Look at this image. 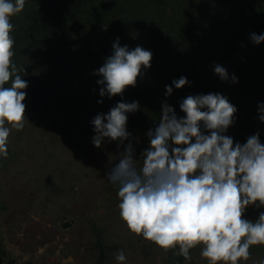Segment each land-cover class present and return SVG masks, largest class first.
<instances>
[{
  "label": "trees",
  "instance_id": "trees-1",
  "mask_svg": "<svg viewBox=\"0 0 264 264\" xmlns=\"http://www.w3.org/2000/svg\"><path fill=\"white\" fill-rule=\"evenodd\" d=\"M11 23L12 59L28 86L24 126L9 125L8 155L0 156V179L13 172L22 179L33 176L41 190L37 206L44 214L56 217L69 209L79 188L91 181H101L117 195L118 186L107 173L129 140L136 159L142 158L150 144L147 132L158 123L163 102L183 117L179 104L188 95L221 93L237 108L235 122L225 134L233 137L234 144H243L259 132L264 143V123L257 110L258 102L264 101V42L257 45L250 39L253 32L264 33V0H26ZM117 38L121 46L150 50L151 67L122 96L101 97L97 83L101 77L94 73L112 54ZM215 64L226 68L229 80L214 73ZM232 74L237 83L231 81ZM181 76L190 84L173 87L166 97L165 85ZM121 100L138 101L140 106L128 114L130 138L119 147L106 138L97 148L91 120ZM4 190L0 185V195ZM61 202V207L55 206ZM262 211L264 207L249 205L243 218L255 221ZM91 229L96 264H107L115 251L124 249L109 241L97 222ZM128 241L148 264L155 261L157 249L165 250L138 234L137 241ZM166 251V264H197L193 259L208 264L200 246L190 249L188 259L177 254L178 248ZM249 253L239 264L264 259V244L250 246ZM0 264H17L1 238Z\"/></svg>",
  "mask_w": 264,
  "mask_h": 264
},
{
  "label": "clouds",
  "instance_id": "clouds-1",
  "mask_svg": "<svg viewBox=\"0 0 264 264\" xmlns=\"http://www.w3.org/2000/svg\"><path fill=\"white\" fill-rule=\"evenodd\" d=\"M25 2L0 0V156L5 157L9 125L23 128L25 119L28 81L12 59L11 35V17L23 10ZM250 39L258 45L264 42V33L253 32ZM152 55L139 45L121 46L117 38L112 54L94 73L101 77L99 95L122 96L151 67ZM214 73L223 81L230 78L220 64L214 65ZM231 81L238 82L235 74ZM188 84L185 76L174 79L165 85V96L173 87ZM139 107L138 101L121 100L107 113L97 114L91 120L93 144L99 148L107 138L117 141L118 147L124 145L131 136L128 114ZM179 107L183 117L163 102L158 123L147 132L150 144L142 158L136 159L129 140L108 171V180L118 186L120 217L131 232L162 249L178 248L177 254L185 259L190 258V249L200 246L208 264H239L249 258L250 246L264 244V211L255 221L243 218L249 205L264 207V143L259 132L243 144H234L225 134L235 122L237 108L221 93L188 95ZM257 110L264 123V101L258 102ZM115 259L119 264L127 261L123 250ZM254 264H264V259Z\"/></svg>",
  "mask_w": 264,
  "mask_h": 264
},
{
  "label": "rangeland",
  "instance_id": "rangeland-1",
  "mask_svg": "<svg viewBox=\"0 0 264 264\" xmlns=\"http://www.w3.org/2000/svg\"><path fill=\"white\" fill-rule=\"evenodd\" d=\"M32 177L22 179L13 172L0 179L5 189L0 195V238L17 264H96L91 229L95 222L105 228L109 241L123 246L126 264H148L129 247L128 239L137 241V234L121 225L118 195L109 186L91 181L79 188L77 201L69 209L53 217L37 206L41 190ZM121 250L115 251L107 264H119L115 255ZM154 259L149 264H166L167 251L157 249Z\"/></svg>",
  "mask_w": 264,
  "mask_h": 264
}]
</instances>
